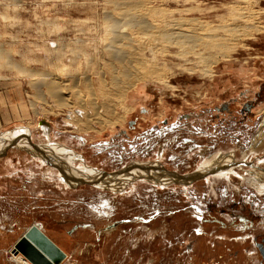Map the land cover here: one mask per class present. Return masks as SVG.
Here are the masks:
<instances>
[{"label": "rangeland", "instance_id": "rangeland-1", "mask_svg": "<svg viewBox=\"0 0 264 264\" xmlns=\"http://www.w3.org/2000/svg\"><path fill=\"white\" fill-rule=\"evenodd\" d=\"M175 22L202 36L195 52L160 39ZM254 26L264 0H0V213L55 240L59 263L264 264V185L252 176L264 180V29ZM114 33L138 46L112 40L134 66L105 49ZM45 77L67 86L68 102ZM30 142L71 156L59 165ZM118 171L108 180L121 190L103 175Z\"/></svg>", "mask_w": 264, "mask_h": 264}, {"label": "bare ground", "instance_id": "bare-ground-1", "mask_svg": "<svg viewBox=\"0 0 264 264\" xmlns=\"http://www.w3.org/2000/svg\"><path fill=\"white\" fill-rule=\"evenodd\" d=\"M128 15V14H127ZM133 15V14H132ZM113 19V18H112ZM130 20H131V17H130ZM111 21H114V20H111ZM132 21V20H131ZM135 22H137V21H135ZM108 24V23H107ZM111 24V23H110ZM185 24V23H184ZM183 23H180V22H175L174 24H172L171 25V30L170 31H173V32H170L169 33V31H162L163 33L161 34V40H168V41H170V42H172V43H175V44H179V45H182L181 47L182 48H187V47H190V48H192L193 50L192 51H194V49L196 48V47H199L201 44H199L201 41H203V39H202V36H201V38L200 37H198L195 33H194V35L195 36H197V37H195L193 34H192V32H184L183 31V25H184ZM109 25V24H108ZM111 26V25H110ZM112 27V26H111ZM199 27H201V26H199ZM241 27V26H240ZM251 27V26H250ZM147 28H150V29H152V28H154V26L152 25V24H146V25H144V29H146L147 30ZM198 28V27H197ZM255 30H257V31H261V30H263L264 29V26H259V27H256V26H254L253 27ZM244 30H246V27L244 28ZM231 31H233L232 33H230L231 34V36L233 37V36H235L234 34H236L235 33V28H231ZM161 32V31H160ZM159 32V33H160ZM229 32V31H228ZM190 33V34H189ZM192 34V35H191ZM113 35V34H112ZM111 35V36H112ZM122 37L123 39H125L126 41H128L127 43V45H129L130 47H132V50H133V48L135 47L137 50H138V46H134V45H131L132 43V41H133V38L131 37V36H128V35H126L125 36V34L123 35V34H121V33H119V34H117V33H114V35L112 36V38H110L109 40H111V41H109V43H108V45L106 46V50L108 51V52H110V51H112L113 53H112V57L115 59V60H117L118 62H123V64H124V61H125V64H127V63H129V65H131V66H134V64H132V62L134 61V63L136 62L135 60H131L130 58H129V56L131 55V52H129L128 51V49H127V51L128 52H126V48H121V47H117V46H115V44H114V42L112 41L113 39H114V37ZM109 37V36H108ZM107 37V38H108ZM228 37V36H227ZM204 38H206V37H204ZM208 38H209V35H208ZM209 39H211V40H215L216 39V37H212L211 38V36H210V38ZM158 40V39H157ZM229 40H230V38H229ZM159 41V40H158ZM200 41V42H199ZM134 42H135V40H134ZM209 44V43H208ZM211 45V44H210ZM148 47H149V45H147ZM203 46V45H202ZM201 46V47H202ZM143 47V46H142ZM212 47V46H211ZM141 47L139 46V51L141 50L140 49ZM143 48H145V47H143ZM149 49H150V51H151V49H153L152 48V44H151V46L149 47ZM125 51V52H124ZM139 51H137V52H139ZM197 51V50H196ZM134 52H135V50H134ZM195 52V51H194ZM140 53V52H139ZM133 54V53H132ZM136 54V53H135ZM135 54H134V56H135ZM195 54H197L198 55V52L197 53H195ZM137 56H138V54H136ZM0 56L2 57L3 56V54H2V50L0 49ZM131 56H133V55H131ZM133 58V57H132ZM137 58V57H136ZM110 62H112V61H110ZM115 63V62H114ZM137 63V62H136ZM130 66V67H131ZM142 67V66H141ZM135 71L134 70H121L120 71V74L122 75V76H124V77H126V78H131L132 76H134L135 74ZM116 75V74H115ZM49 76V75H48ZM146 76V75H145ZM148 76V75H147ZM121 77V76H120ZM150 77H151V75H150ZM142 78V77H141ZM149 78V77H148ZM42 83H44L43 85H45L46 86V88H48V91H49V93L52 95V96H55V97H57V98H59L60 99V101L62 100V99H64V98H62L61 96H59V94H58V92L59 91H63V90H66V85L65 84H63V83H61V81L60 82H55V79L54 80H52V78L51 77H45V78H42L41 80H40ZM80 81V80H79ZM127 81V80H126ZM82 82V81H81ZM111 82H113V83H116V82H119V77H116V76H114L112 79H111ZM120 84V83H119ZM129 85L130 84H132V83H128ZM125 88V87H124ZM68 89V88H67ZM74 90V89H73ZM73 90L71 91L70 90V94H72L71 92H73ZM67 91V90H66ZM74 93H77V91H75ZM69 94V95H70ZM62 95V94H61ZM73 95V94H72ZM76 95H78V93L76 94ZM75 98V97H74ZM77 99V98H76ZM125 99V98H124ZM64 100H67L66 98L64 99ZM77 100H80V99H77ZM69 101V97H68V100L66 101V102H68ZM76 101V100H75ZM63 102V101H62ZM78 102H80V101H78ZM66 104H68V103H66ZM93 104V106H92V108H97L96 107V104H95V102H93L92 103ZM93 111V110H92ZM95 113V112H94ZM89 115V114H88ZM97 115V114H96ZM96 115H94L93 114V116L94 117H88V120L90 121V119H93V118H96ZM90 116V115H89ZM86 117H87V115H86ZM87 119V118H86ZM85 119V120H86ZM87 120V121H88ZM95 120V119H94ZM85 122V121H84ZM262 127L260 128V131L262 132V128H263V126H264V123H263V125H261ZM264 129V128H263ZM43 131L45 132V133H47V128L46 127H44L43 126ZM260 132V133H261ZM261 135V134H260ZM263 136V135H262ZM262 136H260V137H262ZM11 139V138H10ZM258 140L260 139V138H257ZM1 140V139H0ZM7 140V139H6ZM18 141V140H17ZM26 141V140H25ZM28 143V142H27ZM2 144V143H1ZM4 145V144H3ZM2 145V146H3ZM29 146L30 147H34L35 149H38V150H36V152L38 153V154H40L44 159L46 158V157H50V158H52V160L53 159H55V160H57V162H59L60 164L59 165H63V162H64V159L66 158V157H68V156H71L70 154V152L69 153H67V151L65 152V149L66 148H64V149H62L63 151H61V152H63V153H61L60 154V151H59V153H58V156L55 158V156L53 155V156H51L52 155V153H55L56 151H52V150H49V149H47L48 148V146H46V147H43V148H41V146H35V145H33V144H31V142H30V144H29ZM3 148V147H2ZM30 149V148H29ZM55 149V148H54ZM58 152V151H57ZM65 152V153H64ZM57 154V153H56ZM55 154V155H56ZM45 156V157H44ZM64 157V158H63ZM46 159H48V158H46ZM66 160V159H65ZM71 160V159H70ZM50 161V160H49ZM64 163H66V162H64ZM64 166V165H63ZM71 166V165H70ZM144 166V165H143ZM61 167V166H60ZM65 168V167H64ZM86 169H88V168H86ZM254 169V168H253ZM62 170V169H61ZM162 171H164L163 173H164V175H167V176H173V178L175 179V180H179V182H181V183H187L186 181H188V180H192V179H194L195 178V176H190V175H188V176H179V175H177V174H174V173H171V172H168V171H166V170H162ZM73 172V171H72ZM90 172V171H89ZM89 172H85V174H86V176H89L90 174H89ZM91 173V172H90ZM70 174V173H69ZM88 174V175H87ZM91 174H93V175H96L94 172H92ZM75 175H77V174H75ZM103 175L106 177V179L108 180H115L117 177H115V176H118V175H120V171H118V172H115V173H113V174H109V173H103ZM256 175L257 174H253L252 176L254 177V180H258V183H259V181H261V184L260 185H264V180H260L259 178H262V177H260V176H262V174H260V176L259 175H257L258 177H256ZM145 175H138V176H136V178H138V177H140V178H146V177H144ZM66 177L67 178H69V179H73L71 176H68V175H66ZM95 177V176H94ZM102 178H103V176H101ZM100 177V178H101ZM135 178V177H134ZM134 178H132V179H129L127 182H125V183H122V184H124V185H126L128 182H132L133 180H134ZM66 179V178H65ZM76 179V178H75ZM92 179H94V178H92ZM154 178H152V180H153ZM79 180V179H78ZM97 180V179H96ZM109 180L108 181H105L106 182V184H107V186H113V189H115V190H121V188L119 187V185H117V184H115V183H110L109 182ZM80 181H82V180H80ZM100 181H104V179H100ZM82 182H84V181H82ZM86 182V181H85ZM95 182V181H94ZM97 182V181H96ZM119 182H120V180H119ZM256 182V181H255ZM123 185V186H124ZM121 186V185H120ZM122 186V187H123ZM111 189H112V187H111ZM15 249V248H14ZM16 251V250H15ZM18 252V251H17ZM20 253V252H19ZM21 254V253H20ZM22 255V254H21ZM23 256V255H22ZM24 257V256H23ZM25 258V257H24ZM26 260H28L27 258H25ZM28 262H30L29 260H28ZM31 263V262H30ZM32 264V263H31Z\"/></svg>", "mask_w": 264, "mask_h": 264}, {"label": "water", "instance_id": "water-1", "mask_svg": "<svg viewBox=\"0 0 264 264\" xmlns=\"http://www.w3.org/2000/svg\"><path fill=\"white\" fill-rule=\"evenodd\" d=\"M14 248L32 264H58L65 256L36 226H31L16 242Z\"/></svg>", "mask_w": 264, "mask_h": 264}, {"label": "crops", "instance_id": "crops-1", "mask_svg": "<svg viewBox=\"0 0 264 264\" xmlns=\"http://www.w3.org/2000/svg\"><path fill=\"white\" fill-rule=\"evenodd\" d=\"M3 99L4 96L0 92V108L3 107ZM2 120L3 116L1 117L0 115V126ZM4 213H0V264H31L14 249L16 242L21 238L24 232L29 229L31 224L27 225L26 227L22 226L21 220H15L13 216H11V214L8 215L9 212L8 214ZM7 217H9V219H7ZM50 240L62 250V248L55 242V240H53L52 238H50ZM11 252H14L16 256L11 258ZM66 261L67 260H64V262H61L59 264H66Z\"/></svg>", "mask_w": 264, "mask_h": 264}, {"label": "snow or ice", "instance_id": "snow-or-ice-1", "mask_svg": "<svg viewBox=\"0 0 264 264\" xmlns=\"http://www.w3.org/2000/svg\"><path fill=\"white\" fill-rule=\"evenodd\" d=\"M197 231H199V229H197Z\"/></svg>", "mask_w": 264, "mask_h": 264}]
</instances>
